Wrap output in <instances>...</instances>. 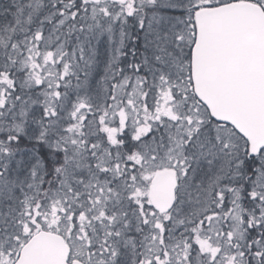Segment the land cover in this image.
<instances>
[{"label": "snow or ice", "instance_id": "snow-or-ice-1", "mask_svg": "<svg viewBox=\"0 0 264 264\" xmlns=\"http://www.w3.org/2000/svg\"><path fill=\"white\" fill-rule=\"evenodd\" d=\"M0 264H264V0H0Z\"/></svg>", "mask_w": 264, "mask_h": 264}]
</instances>
